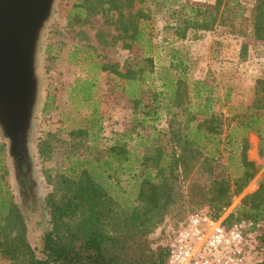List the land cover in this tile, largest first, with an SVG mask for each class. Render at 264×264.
Instances as JSON below:
<instances>
[{
    "label": "trees",
    "instance_id": "1",
    "mask_svg": "<svg viewBox=\"0 0 264 264\" xmlns=\"http://www.w3.org/2000/svg\"><path fill=\"white\" fill-rule=\"evenodd\" d=\"M75 11L77 22L84 14L101 13L131 52L124 71L111 64L99 68L122 79L120 87L131 103L132 116L130 128L121 135L137 139L145 153H136L137 145L131 150L119 142L78 156L56 175L48 173L53 184L47 197L51 226L43 235L39 255L27 238L21 207L10 195L3 163L5 143H0V253L9 264H166L169 245H154L149 236L171 212L173 198L185 195L180 193L181 181L187 183L185 196L190 202L212 207L218 219L232 197L256 176L259 166L247 157L248 133L259 136L264 156V74L257 79L252 105L225 115L215 108L221 97L214 95V86L189 77L179 48L170 47L169 63L158 66L164 44L154 40V25L162 14L167 16L164 28L172 37L185 39L190 33L198 37L221 25L264 40V0H82ZM83 83L93 85L88 79ZM90 94L84 91L83 96ZM229 97L230 90L225 99ZM162 115L171 122L165 139L154 145L160 133L156 122ZM147 126L153 129L151 137L139 130ZM88 132L81 128L71 134L86 136ZM234 141L238 146L230 148ZM51 147L49 137L41 140L43 158L50 155ZM234 157L239 158L238 171L230 172L228 161ZM113 172L134 179L130 189L134 201L122 203L114 194L109 181ZM114 179L119 183V177ZM243 219L255 225L264 219V174L258 188L243 197L225 223Z\"/></svg>",
    "mask_w": 264,
    "mask_h": 264
},
{
    "label": "rangeland",
    "instance_id": "2",
    "mask_svg": "<svg viewBox=\"0 0 264 264\" xmlns=\"http://www.w3.org/2000/svg\"><path fill=\"white\" fill-rule=\"evenodd\" d=\"M81 1L57 0L55 14L45 32L41 52L42 98L35 125L34 155L42 186L37 187V205L21 208L27 224V238L39 255H42L43 235L51 226L47 197L53 190V184L48 181V173L56 175L58 169L66 170L78 156L92 155L93 151L106 149L119 142L126 144L131 150L137 145L135 152L145 153L137 139L126 140L121 135L130 128L132 116L131 103L120 87L122 79L113 72L99 68L101 64H111L124 71L131 52L116 37L118 31L115 26L107 23L101 13L88 17L84 14L81 22L75 20L76 5ZM202 2L214 3L215 0ZM157 18L153 37L156 42L164 44L158 52V66L169 63L170 47L179 48L180 55L188 64L189 77L208 81L215 88L214 95L221 97L215 103L216 110L232 116L252 105L256 96L257 79L264 74V40L251 34L231 32L228 27L221 25L200 32L198 37L190 33L187 38L180 39L172 37V32L164 28L168 23L167 16L160 14ZM167 38L168 41H164ZM86 79L93 82L91 87L83 83ZM82 87H86V90H81ZM229 90L230 97L226 100ZM84 91H91L89 98L83 96ZM170 120L167 115H162L156 122L160 133L154 145L165 139ZM81 128L88 129L86 136L71 134L73 130ZM139 130L145 137H151L153 129L147 126ZM46 137L51 139L52 147L50 155L43 158L39 148L41 140ZM240 137L241 135L238 136ZM248 141L247 157L255 161L259 170L243 192L232 197L231 205L221 217L226 218L246 194L255 191L263 177L264 156L260 153V138L256 133L249 132ZM0 143H5L3 163L8 169L7 186L14 201L20 203L11 174L7 142L1 135ZM150 143V140L146 141V144ZM235 146H238V141L229 145L230 148ZM228 166L230 172H237L239 158L234 157L228 161ZM2 168L4 169L3 166ZM115 177L120 178L119 183L115 181ZM133 180L126 174L113 172L110 175L109 181L113 184L114 194L122 203L135 200V194L130 192ZM181 183L183 187L180 193L186 195L187 183ZM185 195L173 198L175 205L171 207V212L150 234L154 245H169L192 215L205 214L213 217L215 214L212 207L191 203ZM249 240L254 248L253 256L257 260H264V219L255 225ZM9 262L0 253V264Z\"/></svg>",
    "mask_w": 264,
    "mask_h": 264
},
{
    "label": "water",
    "instance_id": "3",
    "mask_svg": "<svg viewBox=\"0 0 264 264\" xmlns=\"http://www.w3.org/2000/svg\"><path fill=\"white\" fill-rule=\"evenodd\" d=\"M56 3L0 0V135L7 142L19 196L20 171L31 176L37 187L42 186L35 164L34 137L42 98L41 52Z\"/></svg>",
    "mask_w": 264,
    "mask_h": 264
},
{
    "label": "built area",
    "instance_id": "4",
    "mask_svg": "<svg viewBox=\"0 0 264 264\" xmlns=\"http://www.w3.org/2000/svg\"><path fill=\"white\" fill-rule=\"evenodd\" d=\"M251 220L225 223L205 214L192 215L169 244L166 264H256Z\"/></svg>",
    "mask_w": 264,
    "mask_h": 264
},
{
    "label": "flooded vegetation",
    "instance_id": "5",
    "mask_svg": "<svg viewBox=\"0 0 264 264\" xmlns=\"http://www.w3.org/2000/svg\"><path fill=\"white\" fill-rule=\"evenodd\" d=\"M25 168L26 167H24V169ZM20 172V204H24L26 206L25 208H28V206H35L37 205L36 199L38 195L36 183L31 176L25 175L22 171Z\"/></svg>",
    "mask_w": 264,
    "mask_h": 264
},
{
    "label": "crops",
    "instance_id": "6",
    "mask_svg": "<svg viewBox=\"0 0 264 264\" xmlns=\"http://www.w3.org/2000/svg\"><path fill=\"white\" fill-rule=\"evenodd\" d=\"M195 1H209V2H213L214 0H195Z\"/></svg>",
    "mask_w": 264,
    "mask_h": 264
}]
</instances>
